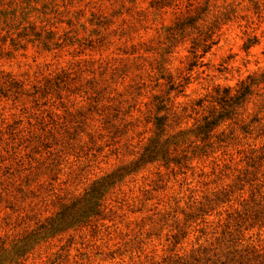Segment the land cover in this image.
I'll return each mask as SVG.
<instances>
[{
	"label": "rangeland",
	"instance_id": "rangeland-1",
	"mask_svg": "<svg viewBox=\"0 0 264 264\" xmlns=\"http://www.w3.org/2000/svg\"><path fill=\"white\" fill-rule=\"evenodd\" d=\"M0 264H264V0H0Z\"/></svg>",
	"mask_w": 264,
	"mask_h": 264
},
{
	"label": "trees",
	"instance_id": "trees-1",
	"mask_svg": "<svg viewBox=\"0 0 264 264\" xmlns=\"http://www.w3.org/2000/svg\"><path fill=\"white\" fill-rule=\"evenodd\" d=\"M203 52H206V50L205 51H203ZM209 125H212V123H210ZM208 124L206 125V128L209 126Z\"/></svg>",
	"mask_w": 264,
	"mask_h": 264
}]
</instances>
